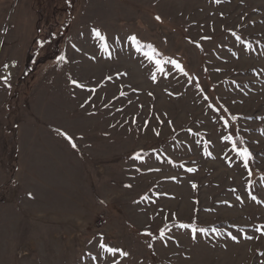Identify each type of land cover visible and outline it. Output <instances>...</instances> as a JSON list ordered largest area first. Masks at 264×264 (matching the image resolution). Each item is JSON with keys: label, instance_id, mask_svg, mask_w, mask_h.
<instances>
[{"label": "rangeland", "instance_id": "1", "mask_svg": "<svg viewBox=\"0 0 264 264\" xmlns=\"http://www.w3.org/2000/svg\"><path fill=\"white\" fill-rule=\"evenodd\" d=\"M261 226L264 0H0V264H264Z\"/></svg>", "mask_w": 264, "mask_h": 264}, {"label": "snow or ice", "instance_id": "2", "mask_svg": "<svg viewBox=\"0 0 264 264\" xmlns=\"http://www.w3.org/2000/svg\"><path fill=\"white\" fill-rule=\"evenodd\" d=\"M157 19H159V18H157ZM96 36L97 37H100V33L97 31L96 32ZM101 39H102V37H100ZM132 40L133 41H135V37H132ZM177 68H180V65L179 64H176L175 65ZM181 71H182V69H181ZM70 139V138H69ZM74 146V145H73ZM238 155H240L241 157H243L245 160H247V158H248V156H249V153H247V151L246 150H244V151H242V152H239L238 153ZM252 199H255V197H252ZM180 227H187L186 225H180ZM258 231H261L262 232V234H264V226H261V228H259V229H257ZM197 231V229H195V228H193V232H196ZM199 231H205V230H203V229H199ZM102 247H103V245H102ZM109 251H114V250H111V249H109ZM121 255L122 256H126L127 255V253H123V252H121Z\"/></svg>", "mask_w": 264, "mask_h": 264}, {"label": "trees", "instance_id": "3", "mask_svg": "<svg viewBox=\"0 0 264 264\" xmlns=\"http://www.w3.org/2000/svg\"><path fill=\"white\" fill-rule=\"evenodd\" d=\"M237 140H238V138H237ZM237 143V142H236ZM238 147V146H237ZM173 226V224H169V225H167L165 228H163V231L165 230V229H168V228H170V227H172Z\"/></svg>", "mask_w": 264, "mask_h": 264}]
</instances>
